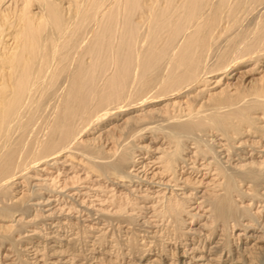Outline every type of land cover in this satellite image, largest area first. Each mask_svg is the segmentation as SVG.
<instances>
[{"label": "bare ground", "instance_id": "bare-ground-1", "mask_svg": "<svg viewBox=\"0 0 264 264\" xmlns=\"http://www.w3.org/2000/svg\"><path fill=\"white\" fill-rule=\"evenodd\" d=\"M0 264H264V0H0Z\"/></svg>", "mask_w": 264, "mask_h": 264}]
</instances>
